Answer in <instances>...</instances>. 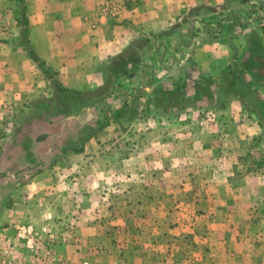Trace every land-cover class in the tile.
<instances>
[{"label":"crops","instance_id":"obj_1","mask_svg":"<svg viewBox=\"0 0 264 264\" xmlns=\"http://www.w3.org/2000/svg\"><path fill=\"white\" fill-rule=\"evenodd\" d=\"M27 2L29 38L34 51L57 73L62 86L74 93L98 92L108 81L105 70L109 62L140 40L174 31L180 37L175 45L179 60L184 61L188 50L191 63L200 57L205 66H214L216 60L227 59L226 53L232 47L241 48L243 35H239L248 32L231 25L229 28L235 30L233 40L239 37L232 45L226 43L227 37L202 43L203 35L196 32L208 22V27L225 24L219 31L221 36L228 33V25L235 23L232 18L246 0ZM263 4L264 0H253L251 8L259 9ZM11 6L13 0H0V249L3 252L9 256L13 253L15 258L31 256L26 248H19V243L27 242L32 236L18 233L13 227L48 224L49 211L54 214L68 210L72 219L74 210H83L89 217L86 215L80 222L87 224L86 221L96 217L94 220L99 223L106 219L103 217L109 215V210L128 205L130 200H121L125 190L130 198L135 197L134 205L128 207L161 213L171 206L173 187L177 190L179 182L187 187L201 180L200 186L207 188L201 205L209 203L213 199L211 195L215 197L217 186L211 183L215 175L225 177L226 186L232 184L225 175L230 174L231 163L236 160L234 146L230 147L235 138L228 136L221 153L213 154L217 139L202 133L204 125L213 127V122L202 121L197 114L199 109L218 107L202 104L204 96L209 95V100L215 94L212 85L203 88L198 84L202 78L196 77V68L188 76L171 80L167 77L162 89L157 86L161 77L166 76H150L139 96H126L123 92L118 95L117 90L110 89L96 93L98 97L82 107L71 98L76 107L71 113L63 114L51 84L44 76H38L37 65L19 45L20 30L10 26L5 12ZM10 31H16L14 38L6 35ZM156 46L166 48V44L158 43L152 47ZM207 77L219 80V76ZM177 92L183 93V102L191 97L195 117L189 120L176 117V121L165 117L155 121L143 113L142 97L148 99L147 111L155 115L153 109L159 110L160 103L167 98L172 100ZM105 98H112L111 108L104 103ZM166 107L163 111L168 110ZM130 109L136 112V120L127 119ZM194 127L200 131L191 132ZM192 142L196 146L194 151ZM208 170L212 172L206 175ZM233 189L229 191L234 194ZM181 193L175 197L182 196ZM19 264H24L23 260Z\"/></svg>","mask_w":264,"mask_h":264},{"label":"rangeland","instance_id":"obj_2","mask_svg":"<svg viewBox=\"0 0 264 264\" xmlns=\"http://www.w3.org/2000/svg\"><path fill=\"white\" fill-rule=\"evenodd\" d=\"M24 1L28 6L29 2ZM252 4L253 0H246L239 6L237 15L232 18L235 23H230L229 32L222 36L219 28L225 24L221 23L213 24V27L209 24V28L207 22L196 31L203 35L202 43L227 37L226 43L232 45L239 37L234 41L235 30L229 27L237 25L240 30L248 29L245 35H239H243L241 48L232 47L226 53L225 61L218 59L214 66H205L204 59L199 57L191 63L188 50L184 61L179 60L175 45L180 37L174 31H167L149 41L143 39L135 43L136 55L132 48L122 54L121 59L111 60L105 70L108 81L96 92L102 94L114 89L118 95L123 92L126 96H139L147 87L150 76H166L161 77V84L157 86L162 89L167 77L171 80L176 76H188V72L196 68V77L202 78L198 84L203 88L212 85V94H215L209 100V95L204 96L202 104L218 107L217 110L199 109L197 114L202 121L213 122V127L205 124L202 130L203 136L217 139L212 147L213 154L221 153L228 136L235 138L230 147L234 146L236 160L231 163L230 174L225 175L232 184L226 186L225 177L215 175V181L211 182L217 186L215 197L211 195L210 199H213L201 205V197L207 196V188L200 186L201 180L187 187L179 182L177 190L173 187L171 206L161 213L128 207L134 205L135 197L130 198L125 190L121 200H130L128 205L109 210V215L103 217L106 219L99 223L94 220L96 217L86 221L87 224L80 222L86 215L89 217L83 210L69 211L72 219L68 210L54 214L49 211L47 216L51 222L48 224L13 227L18 233L32 236L27 242L19 243L21 250L26 248L32 255L15 258V254H7L0 258V264H19L20 260L24 264H264V57H259L264 55V4L256 10L251 8ZM21 10L19 0H13V6L4 10L9 15L10 22L7 23L16 31L20 30ZM26 10L28 15L29 10ZM16 31L6 35L14 38ZM155 43L166 44V48H153ZM244 44L249 47H243ZM203 67L206 68L204 71ZM36 69L38 76H44L50 84L54 74L57 78V73L48 65L44 69L36 66ZM207 76H219V80ZM50 86L55 92L53 85ZM175 94L177 96L172 100L167 98L161 102L159 110L153 109L155 115L147 111L148 99L142 97L145 102H139L144 105L143 113L155 121L165 117L170 121H176L178 117L182 120L195 117L191 97L183 102V93ZM74 96L72 94L71 98ZM111 100L104 99L110 108ZM164 107L168 110L163 111ZM129 111L127 119L136 120V112ZM198 131L197 127L191 129V132ZM191 145L194 151L196 146L193 142ZM205 172L209 175L212 170ZM201 177L206 179L205 175ZM229 188H234V194ZM184 189H187L186 193ZM178 193L182 196L175 197ZM52 218H55L54 223Z\"/></svg>","mask_w":264,"mask_h":264},{"label":"trees","instance_id":"obj_3","mask_svg":"<svg viewBox=\"0 0 264 264\" xmlns=\"http://www.w3.org/2000/svg\"><path fill=\"white\" fill-rule=\"evenodd\" d=\"M19 3L22 5L21 20L18 21V26L20 28V40H19L20 45L27 51L28 56L37 64V66L40 69H44L45 67H47V64L37 56L36 52L34 51L32 45H31V41L29 38V21H28V17L26 14L27 5L25 4L24 0H19ZM161 34L162 33H160L159 35H161ZM159 35H157V36H159ZM146 40L149 41V39H146ZM131 49H130V51H131ZM132 50H133V54L136 55L135 54L136 47L133 48ZM121 58H122V56L117 57L115 59L119 60ZM50 81H51V84L53 85V88L55 89L54 91L56 93V96L58 97V101H59L58 109L63 114H68V113H71L73 111V109L76 107V106H73V102H75L76 104H79L82 107L84 105H88V103H90L91 100H95L98 97V94L95 95L96 92L92 93V92L86 91L87 93H90V94H85L84 91L83 92H75V93L71 92L70 90H68L62 86V84L55 77V74H54V76H52V78H50ZM70 93H73L74 95H76L73 97V102L71 100V94Z\"/></svg>","mask_w":264,"mask_h":264},{"label":"built area","instance_id":"obj_4","mask_svg":"<svg viewBox=\"0 0 264 264\" xmlns=\"http://www.w3.org/2000/svg\"><path fill=\"white\" fill-rule=\"evenodd\" d=\"M6 255H7V253L2 252V254L0 253V258H1L2 256H6Z\"/></svg>","mask_w":264,"mask_h":264}]
</instances>
